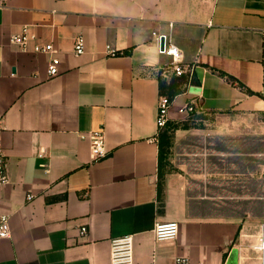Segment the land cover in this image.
I'll use <instances>...</instances> for the list:
<instances>
[{
  "label": "crops",
  "instance_id": "obj_1",
  "mask_svg": "<svg viewBox=\"0 0 264 264\" xmlns=\"http://www.w3.org/2000/svg\"><path fill=\"white\" fill-rule=\"evenodd\" d=\"M24 27L34 36L26 51L12 42ZM161 35L192 70L170 121H182L191 101L201 112L262 119L264 0H0V138L10 177L0 215L12 230L0 239V264H110L111 241L125 236L135 264L178 256L264 264V215L241 213L230 172L204 164L225 153L193 154L191 164L170 157L171 172L168 155L161 164L158 102L173 77ZM79 36L86 51L75 56ZM48 43L61 62L52 78V55L34 52ZM94 131L109 153L98 161L81 138ZM196 134L178 129L173 139ZM168 221L178 223L177 239L156 241V224Z\"/></svg>",
  "mask_w": 264,
  "mask_h": 264
},
{
  "label": "rangeland",
  "instance_id": "obj_2",
  "mask_svg": "<svg viewBox=\"0 0 264 264\" xmlns=\"http://www.w3.org/2000/svg\"><path fill=\"white\" fill-rule=\"evenodd\" d=\"M233 116L227 118L201 111L185 116L180 123L199 134L184 137L176 144L173 139L165 171L177 170L175 164L169 162L170 157L176 162L191 164L193 154L225 153V161L212 159L204 164L208 163L215 170L230 172L233 196L245 199L240 202L244 205L241 213L250 211L264 215V115L257 121ZM201 138H208L212 144L203 142Z\"/></svg>",
  "mask_w": 264,
  "mask_h": 264
},
{
  "label": "built area",
  "instance_id": "obj_3",
  "mask_svg": "<svg viewBox=\"0 0 264 264\" xmlns=\"http://www.w3.org/2000/svg\"><path fill=\"white\" fill-rule=\"evenodd\" d=\"M165 39L164 49L161 48V38ZM34 36L30 33L29 27H24L23 32L13 38V44L26 51L28 48V42L33 39ZM157 43L159 46V52L172 58L171 71L173 76L181 77L183 75H192L190 67L184 65L183 54L181 50L168 38L166 35L157 37ZM86 51V42L83 36H79L74 41L73 52L75 56H81ZM34 52L39 54L52 55L50 64L48 66L49 77H56L60 74V59L56 55V49L52 43L46 45L35 44ZM111 56H117L118 53L115 50L109 49ZM172 106V100L166 96H161L158 102L157 113V126L159 131H163L170 121V109ZM198 107L195 102H188L180 109V113L185 116L194 115L198 112ZM1 122V116H0ZM1 133V128H0ZM82 139L89 138L91 141V152L94 161L104 159L108 156V150L104 141V134L102 131H94L89 134H81ZM8 154L1 143L0 138V188L10 183V177L8 174ZM34 195L27 196L28 201H33ZM88 232L87 227L80 229V235H85ZM179 234V225L175 221L160 222L157 223L154 229V235L156 241H173L177 239ZM12 235L11 226L9 223V216L0 215V239H8ZM264 248V242H263ZM110 264H135L134 258V239L133 236H125L111 241V261ZM173 264H191L188 257L178 256L173 260ZM206 264V263H202Z\"/></svg>",
  "mask_w": 264,
  "mask_h": 264
},
{
  "label": "trees",
  "instance_id": "obj_4",
  "mask_svg": "<svg viewBox=\"0 0 264 264\" xmlns=\"http://www.w3.org/2000/svg\"><path fill=\"white\" fill-rule=\"evenodd\" d=\"M222 76L227 77V79L233 85H241L237 83L238 81L225 73H220ZM193 82V81H191ZM190 83L189 77L187 75H183L181 77L173 76L168 83L161 82V95L168 97L170 100H174L176 96L183 93L186 86ZM242 86V85H241ZM188 125L181 124L180 122L169 121L164 131L160 133L159 136V146H160V159L161 164H163L165 158L169 154V149L172 146V140L174 137V133L178 129H188ZM162 178V175H161Z\"/></svg>",
  "mask_w": 264,
  "mask_h": 264
},
{
  "label": "water",
  "instance_id": "obj_5",
  "mask_svg": "<svg viewBox=\"0 0 264 264\" xmlns=\"http://www.w3.org/2000/svg\"><path fill=\"white\" fill-rule=\"evenodd\" d=\"M165 46V39L164 37L161 38V48L164 49Z\"/></svg>",
  "mask_w": 264,
  "mask_h": 264
}]
</instances>
